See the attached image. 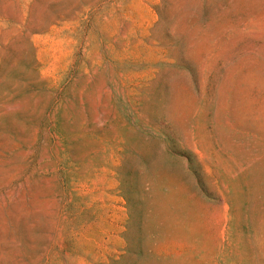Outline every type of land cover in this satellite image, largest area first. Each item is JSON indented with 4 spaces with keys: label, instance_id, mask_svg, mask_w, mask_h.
I'll return each instance as SVG.
<instances>
[{
    "label": "rangeland",
    "instance_id": "obj_1",
    "mask_svg": "<svg viewBox=\"0 0 264 264\" xmlns=\"http://www.w3.org/2000/svg\"><path fill=\"white\" fill-rule=\"evenodd\" d=\"M0 264H264V0H0Z\"/></svg>",
    "mask_w": 264,
    "mask_h": 264
}]
</instances>
